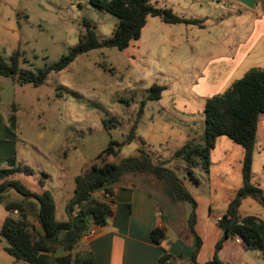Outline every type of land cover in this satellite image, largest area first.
I'll return each instance as SVG.
<instances>
[{
  "label": "rangeland",
  "instance_id": "rangeland-1",
  "mask_svg": "<svg viewBox=\"0 0 264 264\" xmlns=\"http://www.w3.org/2000/svg\"><path fill=\"white\" fill-rule=\"evenodd\" d=\"M168 1L151 0V4L171 9ZM215 6H207L198 16L203 18L191 25H167L148 17L140 38L127 49L100 48L80 54L65 69L50 72L39 86L0 77V155L7 152L15 156L16 165L32 170V175L18 173L9 179L32 193L47 191L57 218L64 221L75 178L92 164H103L98 156L111 140L120 144L119 152L105 162L118 164L144 151L154 163L168 161L165 167L195 200L201 258L209 259L221 235L215 219L223 217L242 187L243 149L226 137L217 138L208 172L200 165L188 168L173 154L190 142L202 143L208 99L224 93L248 70L264 69V36L247 32L252 18L225 16L218 22ZM172 9L179 12L175 6ZM83 20L95 25L99 41L109 39L118 22L90 0H0V60L8 64L18 51L19 68L36 75L78 43L85 33ZM227 63L234 69L223 73ZM153 85L165 88L157 101L148 100ZM11 115L16 118L13 129L8 128ZM132 126L136 137L123 145ZM3 168L5 161L0 162ZM42 175H46L43 187L38 183ZM120 183L148 190L166 214L171 239L194 243L186 229L191 211L187 202L172 203L151 176L129 174ZM251 184L264 198V115L258 121ZM17 199V194L7 191V201ZM238 213L264 222V208L253 198L243 199ZM10 215L18 216L0 204V227ZM29 222L36 228L30 231L36 237L40 227L34 215Z\"/></svg>",
  "mask_w": 264,
  "mask_h": 264
},
{
  "label": "trees",
  "instance_id": "trees-1",
  "mask_svg": "<svg viewBox=\"0 0 264 264\" xmlns=\"http://www.w3.org/2000/svg\"><path fill=\"white\" fill-rule=\"evenodd\" d=\"M90 3L117 19L111 37L99 41L96 27L90 21L83 20L85 33L78 43L61 57L54 65L38 70L32 75L19 68L20 54L14 52L9 63L0 60V77L11 80L18 85L32 84L39 86L44 83L50 72H59L70 65L78 55L94 49L116 48L125 50L132 41H137L146 26L148 17H157L167 25H191L198 21L176 16L171 9L152 5L151 0H90ZM163 86L153 85L148 100H159ZM139 111L138 115H141ZM204 136L202 143L192 142L184 145L173 154L175 159L185 162L188 168L198 165L208 172L210 153L214 149L217 138L226 137L243 149L241 161L242 187L237 191L235 199L228 205L218 227L222 231L221 239L216 243L213 257L204 264H222L218 252L222 244L229 238L238 237L250 251L264 257V222L254 216H240L238 209L245 198L257 200L264 208L262 191L251 184V166L256 141L258 121L264 115V69H250L241 79L233 82L224 93L206 101L204 108ZM16 124L14 115L9 117V129ZM7 128V129H8ZM8 129V130H9ZM136 137V128L132 126L124 140L130 144ZM114 146L117 148L114 149ZM120 144L111 140L109 146L98 158L102 165L92 164L85 173L74 180V193L67 204V219L57 218L56 205L51 195L44 191L32 193L18 181L9 177L21 173L32 175V170L16 165L15 156L5 160L6 168L0 169V204L8 213L18 216H7L0 228V237L5 242L4 251L17 262L25 264H89L92 257L89 253L75 252L79 242L92 227H101L112 217V188L118 185L125 175L151 176L162 184V190L172 203L187 202L191 211L187 221V230L194 239V248L190 264L196 262L201 248V239L197 235L196 202L186 190L174 172L165 167L168 161L154 163L151 157L141 151L122 159L118 164L105 162L110 155H117ZM39 184L43 187L46 175H42ZM17 194L16 201H7V191ZM103 192L102 197L96 193ZM34 215L40 231L32 237L33 224L29 217ZM150 239L156 245L169 243L164 229H155ZM160 264H177L176 259L167 251L159 259Z\"/></svg>",
  "mask_w": 264,
  "mask_h": 264
},
{
  "label": "crops",
  "instance_id": "crops-1",
  "mask_svg": "<svg viewBox=\"0 0 264 264\" xmlns=\"http://www.w3.org/2000/svg\"><path fill=\"white\" fill-rule=\"evenodd\" d=\"M167 4L174 14L195 21L203 18L198 16L206 12L207 6L212 7L216 4L214 9L218 12L216 15L218 22L225 16L243 18L247 15V18H252L248 34L264 36V0H169ZM174 6L179 8V12L172 9ZM226 66L228 68L226 67L223 73L234 69L229 63ZM9 155L7 152L0 155V162L9 158ZM102 195L103 192L96 193L98 197ZM111 199L112 217L104 226L92 227L94 235L84 236L75 250L78 253H89L92 257L89 264H160L159 259L164 250L176 259L177 264H190L194 243L185 245L184 242H180L181 240L171 239L166 230V214L148 190L120 183L112 188ZM196 228L197 222L195 230ZM155 229H164L169 243L160 245L153 243L150 233ZM196 233L198 235L197 230ZM221 237L222 231L215 245ZM4 243L0 237V264H25L10 257L4 251L6 246ZM202 247L203 242L196 257L198 264L210 261L214 254L213 249L209 259L201 258ZM254 252L246 249L243 243H236L233 238H229L223 242L218 257L222 264H259L264 257Z\"/></svg>",
  "mask_w": 264,
  "mask_h": 264
},
{
  "label": "built area",
  "instance_id": "built-area-1",
  "mask_svg": "<svg viewBox=\"0 0 264 264\" xmlns=\"http://www.w3.org/2000/svg\"><path fill=\"white\" fill-rule=\"evenodd\" d=\"M221 220H222V217H220V216H218L216 219H215V221H216V223L218 224L219 222H221ZM90 235H94V231L92 230V229H90L84 236H90ZM234 239V241L236 242V243H241V240L238 238V237H234L233 238Z\"/></svg>",
  "mask_w": 264,
  "mask_h": 264
}]
</instances>
